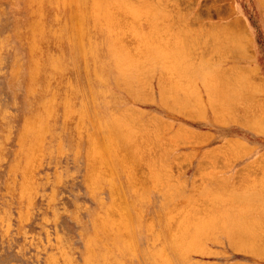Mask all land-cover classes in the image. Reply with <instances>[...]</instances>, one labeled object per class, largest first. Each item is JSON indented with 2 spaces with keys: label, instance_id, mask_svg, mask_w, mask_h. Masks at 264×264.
Wrapping results in <instances>:
<instances>
[{
  "label": "rangeland",
  "instance_id": "obj_1",
  "mask_svg": "<svg viewBox=\"0 0 264 264\" xmlns=\"http://www.w3.org/2000/svg\"><path fill=\"white\" fill-rule=\"evenodd\" d=\"M221 1L0 0V264H264V0Z\"/></svg>",
  "mask_w": 264,
  "mask_h": 264
},
{
  "label": "crops",
  "instance_id": "obj_2",
  "mask_svg": "<svg viewBox=\"0 0 264 264\" xmlns=\"http://www.w3.org/2000/svg\"><path fill=\"white\" fill-rule=\"evenodd\" d=\"M206 2V1H205ZM198 8H199V11L201 10V12L203 11V13H206V12H208L209 13V17H210V19H211V21H213V23L214 24H217L218 26H221V25H223L224 24V21L222 20V19H224L225 18V14H226V4H224V2L223 1H221V0H219V2H215V3H212V5H210V6H208L207 7V5H199L198 6ZM205 8H206V10H207V8H208V10L207 11H204L205 10ZM225 10V11H224ZM216 13V14H215ZM240 12L238 11V14H239ZM242 13V12H241ZM240 15V14H239ZM243 17H244V19L242 20V21H240V22H243L244 21V33L242 34V40H245L246 38H250V39H253V40H255V34H254V31H252L250 28H251V26H250V23L248 22V20L246 19V17L244 16V14L242 13L241 14ZM196 17H194L193 19H194V21H196V19H195ZM203 22H205V20H206V18L203 16ZM248 25V26H247ZM249 27V28H248ZM247 29V30H246ZM250 29V30H249ZM244 38V39H243Z\"/></svg>",
  "mask_w": 264,
  "mask_h": 264
},
{
  "label": "bare ground",
  "instance_id": "obj_3",
  "mask_svg": "<svg viewBox=\"0 0 264 264\" xmlns=\"http://www.w3.org/2000/svg\"><path fill=\"white\" fill-rule=\"evenodd\" d=\"M262 2V1H261ZM106 7V6H105ZM111 8V7H110ZM110 10V9H109ZM116 10H118V9H116ZM115 10V11H116ZM225 11V10H224ZM114 13V12H113ZM94 14V13H93ZM216 14V13H215ZM91 16V15H90ZM78 17H80V16H78ZM106 17V16H105ZM114 17V16H113ZM120 17V16H119ZM70 18V17H69ZM117 19V18H116ZM119 19V18H118ZM120 19H122V18H120ZM110 20V19H109ZM115 20V19H114ZM240 20V19H239ZM120 21V20H119ZM240 23V22H239ZM38 24H39V22H38ZM237 25V24H236ZM239 26H240V24H238ZM238 25H237V27H238ZM243 25V24H242ZM38 26V25H37ZM70 26V25H69ZM232 26H235V24H232ZM244 26V25H243ZM231 27V26H230ZM242 27V26H241ZM112 28V27H111ZM234 28V27H233ZM236 28V27H235ZM40 29V28H39ZM113 29H114V27H113ZM227 29V28H226ZM229 29V28H228ZM231 29V28H230ZM242 29V28H241ZM54 30V29H53ZM222 30V29H221ZM235 30V29H234ZM237 30V29H236ZM235 30V31H236ZM239 30V29H238ZM32 31V30H31ZM41 31V30H40ZM213 32V31H212ZM40 33V32H39ZM83 33V32H82ZM218 33V32H217ZM239 33H240V31H239ZM244 33V32H243ZM54 34V33H53ZM209 35H211V34H209ZM213 35V34H212ZM237 35V34H236ZM233 36V35H232ZM114 38V37H113ZM244 39V38H243ZM244 46V45H243ZM209 51V50H208ZM212 51V50H211ZM194 54V53H193ZM197 55V54H196ZM199 55V54H198ZM194 56V55H193ZM200 57V56H199ZM193 58V57H192ZM138 59V58H137ZM207 59V58H206ZM205 59V60H206ZM215 59V58H214ZM197 60V59H196ZM195 61V60H194ZM56 66V65H55ZM138 66V65H137ZM255 69V68H254ZM212 77H214V76H212ZM205 78H207V77H205ZM210 78V77H209ZM96 79V78H95ZM208 79V78H207ZM254 80V79H253ZM256 80V79H255ZM258 80V79H257ZM209 81V80H208ZM260 81V80H259ZM228 82V81H227ZM226 83V82H225ZM242 85V84H241ZM253 87V86H252ZM251 88V87H250ZM64 103V102H63ZM238 104V103H237ZM249 107V106H248ZM50 108V107H49ZM239 108V107H238ZM259 108H261V107H259ZM50 111V110H49ZM228 112V111H227ZM233 112V111H232ZM231 112V113H232ZM66 113H67V111H66ZM264 113V112H263ZM233 114V113H232ZM241 115H243V114H241ZM246 115V114H245ZM217 116V115H216ZM221 119V118H220ZM261 123H263V121L261 122ZM249 124V123H248ZM80 125V124H79ZM248 126V125H247ZM260 126V125H259ZM118 127V126H117ZM261 127V126H260ZM254 128V127H253ZM124 129V128H123ZM122 130V129H121ZM77 131H78V129H77ZM126 131V130H125ZM124 131V132H125ZM118 132V131H117ZM122 132V131H121ZM152 133V132H151ZM145 134V133H144ZM148 134V133H147ZM88 135V134H87ZM152 135V134H151ZM155 135V134H154ZM138 136V135H137ZM136 136V137H137ZM144 136V135H143ZM110 137V136H109ZM150 137V136H149ZM156 137V136H155ZM157 137H158V135H157ZM139 138V137H138ZM142 138V137H141ZM146 138V137H145ZM111 139V138H110ZM109 139V140H110ZM124 140V139H123ZM142 140V139H141ZM141 140H139V141H141ZM154 141V140H153ZM125 142V141H124ZM123 142V143H124ZM146 142V141H145ZM144 142V143H145ZM108 143L110 144L111 142H109L108 141ZM238 143V142H237ZM108 144V145H109ZM111 144H114V143H111ZM143 144V143H142ZM239 145V144H238ZM107 146V145H106ZM112 146V145H111ZM116 146V145H115ZM129 146V145H128ZM136 146V145H135ZM158 146V145H157ZM154 147V146H153ZM221 147V146H220ZM224 147V146H223ZM231 147V146H230ZM226 148V147H225ZM234 148V147H233ZM110 149V148H109ZM108 149V150H109ZM113 149H115V147H113ZM237 149H239V147L237 148ZM116 150L118 151V149H117V147H116ZM115 150V151H116ZM229 150H231V149H229ZM233 150V149H232ZM113 152H114V150H112ZM35 152V151H34ZM115 153V152H114ZM120 153V152H119ZM129 153V152H128ZM39 154V153H38ZM116 154V153H115ZM126 154V153H125ZM132 154V153H131ZM111 155H113V154H111ZM116 156V155H115ZM102 157V156H101ZM118 157H120V156H118ZM126 158H127V156H125ZM31 158H32V156H31ZM140 158V157H139ZM146 159V158H145ZM98 160V159H97ZM124 161H126V159L124 160ZM130 161V160H129ZM141 162V161H140ZM97 163V162H96ZM119 163V162H118ZM121 163V162H120ZM129 163V162H128ZM31 164V163H30ZM142 164V163H141ZM99 164H97V166H98ZM144 165V164H143ZM146 165V164H145ZM155 166V165H154ZM95 167V166H94ZM121 167V166H120ZM128 167V166H127ZM147 167V166H146ZM98 168V167H97ZM152 168V167H151ZM28 170H29V168H28ZM153 171V170H152ZM160 173V172H159ZM143 174V173H142ZM156 175H157V173H156ZM155 175V176H156ZM147 176V175H146ZM150 176V175H149ZM152 177H153V175H152ZM155 178V177H154ZM153 179V178H152ZM139 183H141V182H139ZM143 183V182H142ZM146 183V182H145ZM141 186V185H140ZM144 188V187H143ZM255 197V196H254ZM252 198V197H251ZM246 204V203H245ZM247 205V204H246ZM166 215V214H165ZM112 217V216H111ZM169 221V220H168ZM251 224V223H250ZM118 225V224H117ZM203 236V235H202ZM176 241V240H175ZM232 241V240H231ZM237 242V241H236ZM179 243V242H178ZM183 243V242H182ZM232 243V242H231ZM186 245H184V247H185ZM257 250H259V249H257ZM166 264V263H165Z\"/></svg>",
  "mask_w": 264,
  "mask_h": 264
}]
</instances>
